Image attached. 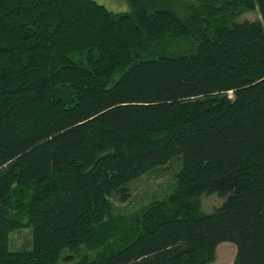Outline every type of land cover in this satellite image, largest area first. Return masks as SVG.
Masks as SVG:
<instances>
[{
    "label": "trees",
    "instance_id": "1",
    "mask_svg": "<svg viewBox=\"0 0 264 264\" xmlns=\"http://www.w3.org/2000/svg\"><path fill=\"white\" fill-rule=\"evenodd\" d=\"M127 1L0 0V264L94 246L111 198L176 158L128 240L71 264H209L222 242L264 264V0Z\"/></svg>",
    "mask_w": 264,
    "mask_h": 264
},
{
    "label": "rangeland",
    "instance_id": "2",
    "mask_svg": "<svg viewBox=\"0 0 264 264\" xmlns=\"http://www.w3.org/2000/svg\"><path fill=\"white\" fill-rule=\"evenodd\" d=\"M99 3L105 5L112 11L122 12L130 10V5L127 0H97ZM157 5L168 4L176 6L182 2L183 6L185 1L194 2L195 0H153ZM180 10V9H179ZM235 21L244 20H258L260 13L258 10L245 11L242 14L236 15ZM172 46L169 49H174ZM177 159V158H176ZM174 159L167 165H164L154 171L144 174L129 184L130 196L126 201L114 196L111 198L112 207L111 215L113 216L112 227L106 228L108 231H103V236L97 240L94 246H81L78 252L71 250H64L62 258L64 259L60 264H71L72 261L90 256L94 257L97 253L109 249L112 244L119 245L123 240H128L130 234L124 235L127 227H133L130 222L124 225L123 221H129L132 216L142 210L153 200L162 199L168 196L176 187V172L180 169L181 163L179 160ZM225 200L224 196L219 194L207 195L203 199V208L206 212H212L215 207L221 205ZM107 221V220H106ZM109 226V225H108ZM134 230L127 233H133ZM32 244V231L30 228H22L11 234V249L19 250L24 248H31ZM237 247L232 242L220 243L215 252V259L209 264H234Z\"/></svg>",
    "mask_w": 264,
    "mask_h": 264
}]
</instances>
